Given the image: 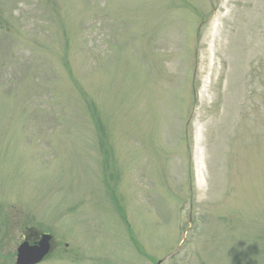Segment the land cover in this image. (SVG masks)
<instances>
[{
	"label": "rangeland",
	"instance_id": "obj_1",
	"mask_svg": "<svg viewBox=\"0 0 264 264\" xmlns=\"http://www.w3.org/2000/svg\"><path fill=\"white\" fill-rule=\"evenodd\" d=\"M264 264V0H0V264Z\"/></svg>",
	"mask_w": 264,
	"mask_h": 264
},
{
	"label": "water",
	"instance_id": "obj_2",
	"mask_svg": "<svg viewBox=\"0 0 264 264\" xmlns=\"http://www.w3.org/2000/svg\"><path fill=\"white\" fill-rule=\"evenodd\" d=\"M52 235L41 234L37 241L28 240L21 242L17 248L16 264H39L52 250Z\"/></svg>",
	"mask_w": 264,
	"mask_h": 264
}]
</instances>
